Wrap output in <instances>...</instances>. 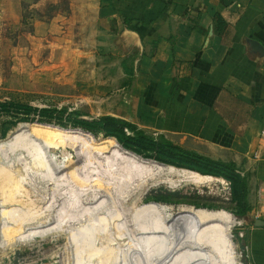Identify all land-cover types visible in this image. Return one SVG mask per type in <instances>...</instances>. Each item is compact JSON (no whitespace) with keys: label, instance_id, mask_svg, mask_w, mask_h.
Returning a JSON list of instances; mask_svg holds the SVG:
<instances>
[{"label":"rangeland","instance_id":"rangeland-1","mask_svg":"<svg viewBox=\"0 0 264 264\" xmlns=\"http://www.w3.org/2000/svg\"><path fill=\"white\" fill-rule=\"evenodd\" d=\"M78 5L0 0V102L139 123L136 65L124 73L123 52ZM66 116L65 127L0 117V264L245 263L234 211L250 193L239 172L228 180L142 158Z\"/></svg>","mask_w":264,"mask_h":264},{"label":"crops","instance_id":"crops-1","mask_svg":"<svg viewBox=\"0 0 264 264\" xmlns=\"http://www.w3.org/2000/svg\"><path fill=\"white\" fill-rule=\"evenodd\" d=\"M78 3L90 10L107 46L123 52L124 73L137 67L132 90L140 122L123 120L233 163L248 181L251 209L256 185L264 181V0ZM239 219L245 262L264 264V223L252 220L250 211Z\"/></svg>","mask_w":264,"mask_h":264},{"label":"trees","instance_id":"trees-1","mask_svg":"<svg viewBox=\"0 0 264 264\" xmlns=\"http://www.w3.org/2000/svg\"><path fill=\"white\" fill-rule=\"evenodd\" d=\"M65 114H67L65 118L74 128H81L93 135L102 134L104 137L114 138L122 148L142 158H152L157 162L178 169L193 171L204 176L223 177L228 180H239L240 178L233 163L211 160L195 152L185 150L172 144L163 136L147 134L143 130L138 129L136 125L123 119L102 116L95 121L89 122L77 119V112L67 113L66 108H38L30 104L13 101L0 102V117L2 115L8 116L15 125L21 123H51L54 120L55 123H58V126L65 127L66 124L62 123V117ZM5 132L6 129L2 130L1 134L4 136ZM242 182L244 183V180ZM249 211L250 206L248 205L247 209L234 211V213L237 217L243 218ZM197 212L205 214L209 218H222L224 216V213L212 212L207 209L196 210L193 207V213ZM238 240L242 241L241 238Z\"/></svg>","mask_w":264,"mask_h":264},{"label":"built area","instance_id":"built-area-1","mask_svg":"<svg viewBox=\"0 0 264 264\" xmlns=\"http://www.w3.org/2000/svg\"><path fill=\"white\" fill-rule=\"evenodd\" d=\"M261 145L264 147V131L260 135ZM251 218L254 221L264 222V181H259L255 188V200L250 209ZM241 226H244L242 221ZM240 238H243V231L239 233Z\"/></svg>","mask_w":264,"mask_h":264},{"label":"water","instance_id":"water-1","mask_svg":"<svg viewBox=\"0 0 264 264\" xmlns=\"http://www.w3.org/2000/svg\"><path fill=\"white\" fill-rule=\"evenodd\" d=\"M50 126V125H49ZM50 127H52V128H56L55 126H50ZM59 129H61V128H59ZM85 133H87V134H90V133H88V132H85ZM264 223V222H263ZM240 243H242V245H241V251H242V253H244L245 252V245H244V243L241 241ZM240 264H247L246 262L245 263H240Z\"/></svg>","mask_w":264,"mask_h":264},{"label":"bare ground","instance_id":"bare-ground-1","mask_svg":"<svg viewBox=\"0 0 264 264\" xmlns=\"http://www.w3.org/2000/svg\"><path fill=\"white\" fill-rule=\"evenodd\" d=\"M120 175V174H119ZM123 176V174L121 175ZM208 179L212 178V177H207ZM196 210L199 209V210H203L202 208H195ZM208 210V209H207ZM208 211H212V212H215L216 210H208Z\"/></svg>","mask_w":264,"mask_h":264}]
</instances>
